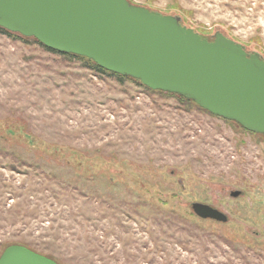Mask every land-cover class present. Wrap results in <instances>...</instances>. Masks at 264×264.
<instances>
[{"label":"rangeland","instance_id":"374dc122","mask_svg":"<svg viewBox=\"0 0 264 264\" xmlns=\"http://www.w3.org/2000/svg\"><path fill=\"white\" fill-rule=\"evenodd\" d=\"M130 1L264 56V0ZM12 244L60 264H264V134L0 29V256Z\"/></svg>","mask_w":264,"mask_h":264},{"label":"water","instance_id":"95a60500","mask_svg":"<svg viewBox=\"0 0 264 264\" xmlns=\"http://www.w3.org/2000/svg\"><path fill=\"white\" fill-rule=\"evenodd\" d=\"M0 26L194 100L214 115L264 134V57L221 31L211 39L178 14L130 0H0ZM192 208L202 218L228 220L208 203L195 201ZM0 264L60 263L12 244Z\"/></svg>","mask_w":264,"mask_h":264},{"label":"trees","instance_id":"16d2710c","mask_svg":"<svg viewBox=\"0 0 264 264\" xmlns=\"http://www.w3.org/2000/svg\"><path fill=\"white\" fill-rule=\"evenodd\" d=\"M167 14V13H166ZM184 23V22H183ZM185 24V23H184ZM0 29L2 30V31H4V32H8V33H10V31L9 30H7L6 28H4V27H1L0 26ZM198 32H200L202 35H204V36H206V37H210V36H208L207 34H205V33H203V32H201V31H199V30H197ZM38 40V39H37ZM235 40V39H234ZM39 41V40H38ZM237 41V40H236ZM239 42V41H238ZM39 43L40 44H42L43 46H45L48 50H50V51H53V52H56V53H60V54H63V55H66V56H71V57H76V58H80V59H84V60H86L87 62H88V64L90 65V66H92L93 68H95V69H97V70H99V71H102V72H109V73H112V74H116V75H118V76H120V77H123V78H127V77H129V76H127V75H122V74H120V73H116V72H113V71H110V70H108V69H106V68H104V67H102V66H100L99 64H97L95 61H93L92 59H90V58H88V57H86V56H83V55H79V54H74V53H67V52H61V51H58V50H55V49H53V48H50V47H47L46 45H44L42 42H40L39 41ZM260 53V52H259ZM263 56V55H262ZM264 57V56H263ZM138 81H140L139 79H137ZM145 85V84H144ZM145 87H147V88H150L149 86H147V85H145ZM151 89V88H150ZM181 98H183V99H187V100H190V101H194V100H191V99H188V98H186V97H183V96H181V95H179ZM195 102V101H194ZM210 112V111H209Z\"/></svg>","mask_w":264,"mask_h":264},{"label":"flooded vegetation","instance_id":"af4514ba","mask_svg":"<svg viewBox=\"0 0 264 264\" xmlns=\"http://www.w3.org/2000/svg\"><path fill=\"white\" fill-rule=\"evenodd\" d=\"M217 32V31H216ZM215 34V33H214ZM212 37H213V34L212 35H210V37L209 38H211L212 39ZM249 52H254L255 50H249V49H247ZM215 207V206H214ZM217 208V207H216Z\"/></svg>","mask_w":264,"mask_h":264}]
</instances>
